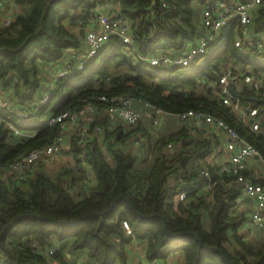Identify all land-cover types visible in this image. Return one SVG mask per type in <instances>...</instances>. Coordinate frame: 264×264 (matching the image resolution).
Masks as SVG:
<instances>
[{
    "label": "trees",
    "instance_id": "1",
    "mask_svg": "<svg viewBox=\"0 0 264 264\" xmlns=\"http://www.w3.org/2000/svg\"><path fill=\"white\" fill-rule=\"evenodd\" d=\"M205 1L101 0L116 6L115 13L129 21L135 49L144 56L177 55L188 49L202 34L196 6ZM96 4V0H9V9L17 11L4 10L13 20L9 25L0 22V94L15 104L33 103L41 92L42 65L83 58L85 29ZM255 30L264 31V0ZM235 38L234 24L227 25L194 62L162 67L140 60L132 50L126 52L125 44L114 36L83 69L58 81L49 104L31 122L36 126H20L34 134L16 136L3 123L0 169L6 172L21 155L49 144L57 135L58 126L40 123L42 117L78 109L85 100L102 115L90 125L92 131L97 125L102 130L86 144V154L78 138L72 137L68 153L74 162L54 176L39 169L16 183L0 172V264H130L136 242L143 244L151 264L166 262L174 254H181L184 264H228L221 253L201 247L196 237L168 234L186 232L221 248L234 264H264V242L243 234L247 218L232 212L241 195L240 186L229 185L235 177L208 164L206 170L188 167L191 160L211 154L210 140L196 139L185 126L154 139L145 126L113 122L106 113L108 104L96 99L129 94L173 114L210 113L256 146L264 160V135L218 98L225 65L238 63L253 74H264V61L246 44L237 47ZM73 53L80 54L78 59ZM121 66L127 72L114 73ZM237 94L241 105L258 109L264 130V79L260 90L246 85ZM0 116L16 123L1 108ZM137 132L155 153L148 170L139 168L138 154L127 149Z\"/></svg>",
    "mask_w": 264,
    "mask_h": 264
},
{
    "label": "built area",
    "instance_id": "2",
    "mask_svg": "<svg viewBox=\"0 0 264 264\" xmlns=\"http://www.w3.org/2000/svg\"><path fill=\"white\" fill-rule=\"evenodd\" d=\"M97 4L93 8V13L85 29V42L87 52L77 63H59L55 69L52 82L40 94L33 103L15 104L6 94H0V108L6 110L16 123L6 119H0V127L3 123L11 133L21 136L34 134V130H24L20 128L22 124L31 123L36 120V114L49 104L56 84L62 78L68 76L76 70L83 69L85 62L94 57L98 51L107 44L112 37L117 36L125 44V51H133L140 60L149 62L154 66L170 67L180 66L194 62L197 58L204 55L208 46L214 42L233 20L237 23L238 30L235 38V45L242 47L246 44L253 50L259 60L264 61V37H259L258 33L253 34L254 12L256 15L263 4V0H206L202 5V34L184 52L177 55L160 53L153 56H144L135 49L134 37L129 21L116 14H109L105 11V4L101 0H96ZM9 0H0V22L9 25L13 17L3 14ZM264 75L253 74L244 71L237 63L225 65L219 76L218 98L220 101L231 107L238 117L248 125L253 131L262 133L258 109L255 107L243 106L240 104L238 95L231 89L240 91L243 86H250L255 90H260L263 84ZM97 100L108 104L107 112L119 118L128 126H135L141 120L142 114L135 107V103L142 101L145 107L153 109L154 117L152 120V132H155L162 124L165 115H175L182 121L200 122L208 126H215L223 129L228 137L229 144L236 145L237 149L230 156L228 163L220 168V173L227 172L235 177L229 185H238L247 196L255 200V208L251 212L245 224L248 228L264 226V186L250 181L246 176L247 162L253 157H260L259 150L252 143L243 138L238 131L227 124L223 119L217 118L210 113L189 110L179 114L169 113L161 108L153 106L150 102L129 94L100 95ZM98 108L89 101L78 109H67L58 114H48L40 120V123L47 126L56 127L59 130L55 138L42 147L30 150L26 154L17 158L8 170L10 178L16 183H22L31 177L40 167L49 164L59 156L66 147L69 137L78 138V144L83 156L87 152L86 144L91 140L93 132L102 130L100 125L95 126L93 131L87 123L88 113ZM72 135V136H71ZM171 148V145L169 146ZM263 160V159H262ZM264 164V160H263ZM135 243V251L138 258L132 264H151L145 258V248L143 245ZM152 264H166L164 261H156Z\"/></svg>",
    "mask_w": 264,
    "mask_h": 264
},
{
    "label": "crops",
    "instance_id": "3",
    "mask_svg": "<svg viewBox=\"0 0 264 264\" xmlns=\"http://www.w3.org/2000/svg\"><path fill=\"white\" fill-rule=\"evenodd\" d=\"M196 7H197V10L199 12V21L201 23V32H202L203 31L202 17H201L202 6L197 4ZM104 9L107 13L115 15L116 14L115 10L117 9V7L105 4ZM7 10L11 12V10L9 9V6H7L5 8V11H7ZM256 11L257 10H255V9L253 10L254 21L256 20V17H257V15L255 14ZM230 24H234L235 33H237V31L240 30V29H238L237 23L234 20ZM252 31H253L254 35L256 33H259L255 30V23H254V27H253ZM85 44H86V42H85ZM185 51H183L182 53H184ZM72 55H73L72 57L74 59L75 58L78 59L77 56H79L80 54L77 55V54L73 53ZM69 58H71V57H69ZM66 61L67 60H65L64 62H66ZM61 62H59V63H61ZM59 63L53 64V66L51 67L50 70H49V68L48 69L45 68V70H47V76L46 77L48 78L47 79L48 81L43 86V88L41 89V92H39V94H41L46 89V87L52 82L55 69ZM240 67L244 71L251 72L248 68L244 69L242 67V65H240ZM41 68H43V67H41ZM40 75H41V72H40ZM39 96L40 95H38V97ZM135 107L142 114L141 120L139 121L138 124L145 126L148 129H150L151 135L154 139L157 137H160V136L168 135L172 132L177 131L180 127L185 126L189 129V133L192 136L196 137V139H208L211 141L212 148H213V151L211 152V154H209L204 159H193V160H191V162L189 163V166H188L190 170H196V169L206 170L205 165H207V164L210 167H214L216 169H219L224 164L228 163L230 156L237 149L236 145H230L229 144V137L223 129L215 127V126H208V125L202 124L200 122L182 121L177 116L171 115V114L165 115L163 118V122H162L161 126L155 132H152V130H151L152 120L154 117L153 109L149 108V107H145L144 104L142 103V101L135 103ZM106 113L111 117L110 119L113 122H118V121L122 122L119 118H115L114 116L110 115L108 112H106ZM100 116H102L101 112L94 110V111L88 113V118L86 121L89 125H91L93 123V121ZM0 119H3V118L0 116ZM137 134H138L137 138H135V141H134L136 143V145L140 141H144V143H145L144 138L141 137V133L137 132ZM94 135L95 134L93 132L92 137H94ZM71 140H72V138L69 137L68 141L66 142L65 149H64V151H62V153L64 152V154H67L70 156H72V155L70 153H68V151H69L70 146H71ZM144 143L142 145H144ZM134 147H135V145H134ZM149 149H151V148H149ZM65 152H67V153H65ZM0 172H1V175H3L4 177L9 176L8 171L5 172L4 170L0 169ZM246 176L250 181H252L254 183L262 184L264 186V164H263L262 158L253 157V158L248 160ZM206 189L208 190V188H206ZM236 202L237 203H236L235 207L232 209V212L234 214H237V215H241V214L245 215L246 218H249L251 212L255 208V200L253 198L247 196L246 193L241 189V195L237 198ZM242 232H243V234L248 236V238L254 239L256 243L264 242V226L263 227L248 228V227H246V224L244 222L242 225ZM137 258H138L137 253H136L135 249L132 248V259H131L130 264L135 262L137 260Z\"/></svg>",
    "mask_w": 264,
    "mask_h": 264
},
{
    "label": "rangeland",
    "instance_id": "4",
    "mask_svg": "<svg viewBox=\"0 0 264 264\" xmlns=\"http://www.w3.org/2000/svg\"><path fill=\"white\" fill-rule=\"evenodd\" d=\"M10 9H12V11L15 13L17 11L14 7L10 8ZM258 36L264 37V31L259 32ZM52 66H53V64L52 65H42L43 68H41V85H42L41 89L43 88V86L48 81L47 80L48 78L46 77L47 76V70H45V68H47V69L49 68V70H50ZM116 72L117 73H125V72H127V67L121 66L118 69H114V73H116ZM201 90H203V88H201ZM11 134H13V133H11ZM16 136H21V135H16ZM133 140L131 139L127 142V146H128L127 149L131 148L132 153L138 154V156H139L138 167L145 169V170H148L153 163L155 153L152 152V150L149 149V147H145L144 145H142L144 143V141H140L136 145V143L133 142ZM134 145H135V147H134ZM106 154H107V159H108L109 163L111 165H113L114 161H113L112 157L110 156V154L108 152ZM73 162H74V160H73L72 156L64 154V152H63L59 156H57L52 162H50L49 164H46L40 168H42V170H44L49 175L54 176L59 170H61L64 167H67L69 165H72ZM139 245H143V244L140 243ZM135 247H136L135 243H133L132 248H135ZM137 256H138V253H137ZM165 263L166 264H184V259H183L181 254H174Z\"/></svg>",
    "mask_w": 264,
    "mask_h": 264
},
{
    "label": "water",
    "instance_id": "5",
    "mask_svg": "<svg viewBox=\"0 0 264 264\" xmlns=\"http://www.w3.org/2000/svg\"><path fill=\"white\" fill-rule=\"evenodd\" d=\"M119 14H120V12H117V13H116L117 16H118ZM231 91H232L235 95H238L235 89L232 88ZM110 210H111V209H110ZM110 210H108V211L105 212V213H108ZM105 213H104V214H105ZM164 225H165V223H164ZM165 227H166V225H165ZM168 234H169V236L172 237V238H180V237H183V236H185V235H192V236H194V237L197 238V240L199 241L201 247H204V248H206V249H208V250H211V251H215V252H219V253H221V255H222L223 258L227 261L228 264H234V263L228 258V256L224 253V251H223L221 248H219V247H210V246H208L207 244H205V242L202 241V239H201L199 236H197V235H196L195 233H193V232H186V233H181V234H178V235H172V234H170V233H168Z\"/></svg>",
    "mask_w": 264,
    "mask_h": 264
}]
</instances>
